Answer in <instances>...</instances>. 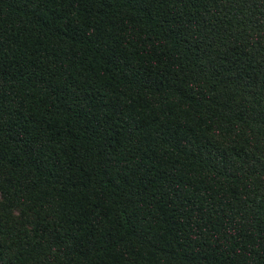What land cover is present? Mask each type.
Returning a JSON list of instances; mask_svg holds the SVG:
<instances>
[{
  "label": "trees",
  "instance_id": "obj_1",
  "mask_svg": "<svg viewBox=\"0 0 264 264\" xmlns=\"http://www.w3.org/2000/svg\"><path fill=\"white\" fill-rule=\"evenodd\" d=\"M0 264H264V0H0Z\"/></svg>",
  "mask_w": 264,
  "mask_h": 264
}]
</instances>
